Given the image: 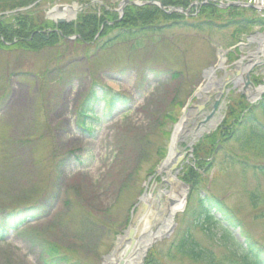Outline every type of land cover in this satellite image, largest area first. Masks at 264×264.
<instances>
[{
	"label": "rangeland",
	"instance_id": "374dc122",
	"mask_svg": "<svg viewBox=\"0 0 264 264\" xmlns=\"http://www.w3.org/2000/svg\"><path fill=\"white\" fill-rule=\"evenodd\" d=\"M125 1L0 0V21L38 15L36 19L41 16L55 25L52 19L59 14L50 15L55 7L77 6L75 20L71 14L65 17L72 20L65 23L69 24L88 4L114 12ZM132 1L137 7L150 5L148 0ZM127 6L117 15L122 17ZM245 9L247 16L253 15ZM162 10L189 14L181 8ZM236 28L196 31L165 27L154 36L105 47H98L104 40L98 46L77 43L75 35L39 52L0 48V226L12 214L21 215L19 226L5 228L0 264H47L50 246L58 249V258L68 260L65 264H105L138 215L142 198L151 191L157 194L159 187L172 189L166 172L158 171L168 157L178 123L201 102L194 95L209 81L206 70L217 69L220 80L224 71L241 61L247 64L244 58L261 49L264 29L256 27L250 34H240ZM224 58L225 70H220ZM260 62L264 55H259ZM242 70L244 73V67ZM249 80L257 88L264 85V64L249 72ZM242 86L227 88L230 91L216 117L223 118L219 126L233 100L242 99L249 106L263 100L264 93L260 101L252 103L253 96ZM92 90L99 96L118 94L128 99H120L110 115L104 111V102L98 101L94 112L100 121H95V130L89 134L79 128L77 116ZM218 92H210L212 103L196 116L195 125L211 113ZM253 114L264 125V113ZM211 125L197 141L191 126V133L180 143L178 157L187 156L178 167L177 179L186 185V197L176 213L173 232L153 244L143 264H199L174 248V235L181 224L202 247L225 251L218 245L219 229L215 232L218 237L213 238V233L194 225L185 213L196 205L197 197L183 177L196 162V146L209 131L215 132ZM240 145L229 144L216 162L202 155L211 165L203 173L200 189L223 199L246 233L264 245V151L252 152L256 149L251 148L252 142L246 149ZM34 212L40 217L31 218ZM233 232L241 238L237 230ZM59 262L56 260V264H64Z\"/></svg>",
	"mask_w": 264,
	"mask_h": 264
},
{
	"label": "trees",
	"instance_id": "16d2710c",
	"mask_svg": "<svg viewBox=\"0 0 264 264\" xmlns=\"http://www.w3.org/2000/svg\"><path fill=\"white\" fill-rule=\"evenodd\" d=\"M148 2H159L167 10L181 8L184 11H189V14L187 16L179 13L169 14L150 4L139 7L127 6L123 16L120 17L115 10L113 12L102 7L103 9L99 11V8L90 7L88 4L78 19L69 24L51 25L43 21L41 16L36 19L38 15L35 19H33L34 16H19L10 22L0 21V48L19 47L39 52L57 47L67 41L65 38L75 35L77 43L80 44L98 46L104 40L98 47L113 46L118 41L124 42L134 38L139 41L147 35L154 36L165 27L205 31L235 26L240 34H250L256 27L264 29V20L260 19L256 11L251 9L253 15L247 16L245 8L232 5L221 8L212 1L204 3L203 0H148ZM195 2H199V5L193 6ZM223 23L225 24L223 25ZM115 31L117 34L110 37ZM100 100L105 104L104 111L107 115H110L120 102L117 95L98 96L92 90L78 112L77 123L84 132L91 133L93 123L99 120L94 112V105ZM258 110L264 113V99L256 106H249L242 99L237 102L233 100L226 120L215 132L206 135L200 141L195 149L196 162L193 166L187 167L183 179L195 192L197 198L196 205L185 213L190 214L194 225H201L211 235L213 233V238L218 237L215 232L219 229L222 237L218 239V245L225 248L222 254L211 248L202 247L195 241L190 229H185L186 227L181 224L174 235V248L178 254L195 263L264 264V245L246 233L242 221L223 199L209 194L208 191L203 194L200 189L202 181L205 180L203 173L211 165V162L202 159V155L213 157L212 161L216 162L221 152L225 147H229V144L240 143V148L246 149L248 142L253 143L251 148H256L252 152L264 151V125L253 114ZM32 210L33 208L26 213ZM40 215L34 212L30 217L35 219ZM12 216L14 217L7 216L8 222L1 223L3 225L0 226V237H3L2 235L7 231L5 230L7 226L13 228L15 225H19L21 215L12 214ZM234 230L238 231L241 238H237ZM50 254L47 264H56V260L62 261L64 264L65 260L68 261L66 258H58V249L54 246H50Z\"/></svg>",
	"mask_w": 264,
	"mask_h": 264
},
{
	"label": "bare ground",
	"instance_id": "6f19581e",
	"mask_svg": "<svg viewBox=\"0 0 264 264\" xmlns=\"http://www.w3.org/2000/svg\"><path fill=\"white\" fill-rule=\"evenodd\" d=\"M260 48L261 49H258L257 53L250 55L253 61L249 60L250 57L246 58L248 65L244 64L242 61V63L245 65L243 66L245 72L237 82V87H240L243 84L241 88L248 91L253 97H256L258 94L260 95V93L264 91V87L258 90L247 79L248 72L252 71L251 66L253 64L259 63V55H264L263 48ZM187 121V118H185L183 123L177 126L173 135L170 147V165H167L168 168L174 162L175 149L177 146H179L180 136L185 124H187ZM203 131H206V129L204 128ZM168 184L172 188L171 190L167 189V192H164L161 187H159V191L157 190L160 196H163V193L166 194L164 207L163 204L157 205L155 201V194L152 193L153 191H151V193H147L142 198L139 215L133 221V232L129 234L123 243L119 242L114 256L110 258L107 264H141L143 251L145 250L147 243L155 240V237L162 235L164 228L166 230L170 227L172 219L175 217L178 209L183 206L184 199L186 197V190L176 178L169 179ZM154 188L152 190H154ZM175 190L180 191V193L175 194ZM173 199L176 201L175 207L167 208ZM157 212H160V214H157ZM158 222H162V230L161 232L158 231L152 234L150 225ZM135 243H137L136 246Z\"/></svg>",
	"mask_w": 264,
	"mask_h": 264
},
{
	"label": "water",
	"instance_id": "95a60500",
	"mask_svg": "<svg viewBox=\"0 0 264 264\" xmlns=\"http://www.w3.org/2000/svg\"><path fill=\"white\" fill-rule=\"evenodd\" d=\"M128 4H132V5H137V4H135V3H133V2H130V1H125L123 4H122V6L121 7H123V6H125V5H128ZM157 6H159L160 7V5H158L157 4ZM77 11H78V7H73V6H60V7H56L54 10H52L51 11V13H50V15L51 14H53V13H62V12H64V13H68V12H71L72 14H73V16H75L76 15V13H77ZM75 18V17H74ZM73 18V19H74ZM53 20H55V22L56 23H58V24H63V23H66V22H68L66 19H64V18H60V17H55ZM262 43H264V37H263V40H262ZM248 57H250L249 58V60H251V56H248ZM258 64V63H257ZM257 64H253L251 67L253 68L254 66H256ZM260 64V63H259ZM241 65H242V63L241 62H239L238 64H237V66H236V69L235 70H231V71H229V72H225V75L223 76V78L222 79H220V80H218V82H220V81H226V82H224V84H222V86L223 87H225V86H227L228 84H230V83H232V84H234V86L236 87L237 86V82L240 80V77H242L243 76V73H242V69H241ZM224 68V66H223V64H221V66H220V69H223ZM208 74L209 73H211L212 75H214L215 74V70L214 69H212V68H210L209 70H207L206 71ZM247 79L249 80V72H248V74H247ZM250 81V80H249ZM251 83V82H250ZM252 84V83H251ZM253 85V84H252ZM213 86H214V82H213V80H211L204 88H203V90H201V92L200 93H198L197 95H196V97L197 98H202V93H203V95H207V94H209V92L210 91H212L213 89ZM223 96V92L222 93H220V97H222ZM211 97V96H210ZM259 98V97H258ZM256 99H251L250 101L251 102H254ZM218 104H219V99L217 100V102H216V104H215V107H214V110H216L217 109V106H218ZM194 108H196L198 111H201V110H203L204 109V104H200V105H198V106H195ZM215 112V111H214ZM214 112L213 113H211L210 114V116H208L205 120H203L202 122H200L199 123V125L198 126H196L195 127V130H196V134H195V139H194V141H197L201 136H202V128L214 117L213 115H214ZM194 117H195V114H191V112H189L188 114H187V116H185L181 121H180V123H178V125L177 126H179L181 123H183V120L185 119V118H187V124H185V126H184V128H183V130H182V133H181V136H180V143L187 137V136H189V133H190V129H189V126L192 124V125H194L193 124V120H194ZM195 126V125H194ZM177 128V127H176ZM176 131V130H175ZM179 143V144H180ZM193 145V144H192ZM191 145V146H192ZM180 155V150H179V146H177L176 147V149H175V156H179ZM187 156V153H183L180 157H178V159L173 163V165H172V167H171V169H169L168 171H167V173H166V175H167V178L169 179H172V178H176V176L178 175V173H179V165L181 164V162L183 161V159L185 158ZM170 157H171V150H170V152H169V154H168V157H167V159H166V161L163 163V165H162V169L164 170L165 168H167L168 166H169V160H170ZM168 165V166H167ZM175 171V173L173 174V172ZM159 173H161V171L159 172ZM184 188H186V185L183 183V182H181V181H178ZM164 192H167V191H164ZM166 197V194L165 193H163V196H160V195H158L157 196V199H156V203H157V205H161V204H163V202H164V200L165 199H163V198H165ZM175 225H176V222H175V217L172 219V223H171V225H170V227L168 228V229H166L165 230V228L163 229V234L162 235H160V236H158V237H155V240H153V241H151V242H149V243H147V245H146V248H145V250L143 251V256H142V261H141V264H143V260H144V258H145V255L147 254V252L149 251V249L153 246V244L155 243V242H157V241H159V240H161L162 238H165V237H167V236H169L172 232H173V229H174V227H175ZM134 228V224L128 229V231H126L125 233H124V236H122L121 238H120V243L122 242H124L125 240H126V238L129 236V234L130 233H132L133 232V229ZM161 230H162V224H161V226L158 228V229H156V228H154L151 232H152V234L153 233H155V232H161ZM137 245V243H135V246ZM117 249V248H116ZM116 249L114 250V252L112 253V255H110V256H107L106 257V262H105V264H107L108 263V261L110 260V258H112L113 256H114V254H115V252H116Z\"/></svg>",
	"mask_w": 264,
	"mask_h": 264
},
{
	"label": "built area",
	"instance_id": "2783aa9c",
	"mask_svg": "<svg viewBox=\"0 0 264 264\" xmlns=\"http://www.w3.org/2000/svg\"><path fill=\"white\" fill-rule=\"evenodd\" d=\"M246 2L250 5L264 9V0H246Z\"/></svg>",
	"mask_w": 264,
	"mask_h": 264
},
{
	"label": "flooded vegetation",
	"instance_id": "af4514ba",
	"mask_svg": "<svg viewBox=\"0 0 264 264\" xmlns=\"http://www.w3.org/2000/svg\"><path fill=\"white\" fill-rule=\"evenodd\" d=\"M227 93H228V91H227ZM203 103H204V105H205V108L210 104V103H212V100L211 99H204L203 100ZM220 103V102H219ZM215 104H216V100H214L213 101V105H212V107H211V112L214 110V107H215ZM221 106V105H220ZM220 106H219V104H218V106H217V110H218V108L220 109ZM203 113H204V111H203ZM216 116H217V114H216Z\"/></svg>",
	"mask_w": 264,
	"mask_h": 264
}]
</instances>
